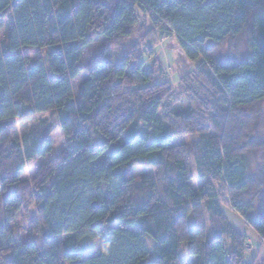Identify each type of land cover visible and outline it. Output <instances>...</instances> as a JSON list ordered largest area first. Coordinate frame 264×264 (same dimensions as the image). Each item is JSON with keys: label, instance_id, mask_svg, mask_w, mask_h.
I'll use <instances>...</instances> for the list:
<instances>
[{"label": "trees", "instance_id": "1", "mask_svg": "<svg viewBox=\"0 0 264 264\" xmlns=\"http://www.w3.org/2000/svg\"><path fill=\"white\" fill-rule=\"evenodd\" d=\"M138 12L174 35L187 60L199 61L184 82H157L128 50L115 58L105 46L84 63L97 37L113 46L131 39ZM7 16L12 27L0 40L2 264H187L182 245L194 264H258L221 199L264 241V165L251 173L249 163L264 147L253 134L264 102V0H0V29ZM225 46L232 50L224 57ZM23 49H47L49 73L46 59L30 62ZM48 112L66 146L22 179L27 162L53 145L50 129L20 138L16 125ZM138 118L144 125L135 129ZM184 136L197 139L173 143ZM137 168L155 176L137 181ZM29 207V232L39 244L17 243L11 227ZM103 230L90 255L81 243L90 246Z\"/></svg>", "mask_w": 264, "mask_h": 264}, {"label": "rangeland", "instance_id": "2", "mask_svg": "<svg viewBox=\"0 0 264 264\" xmlns=\"http://www.w3.org/2000/svg\"><path fill=\"white\" fill-rule=\"evenodd\" d=\"M111 3L113 0H103ZM138 23L134 30L133 36L129 40L122 41L120 46L109 45L101 39L97 37L95 43L92 48L86 53L84 58V63L87 64L93 55L100 52V49L103 47H109L111 51H113L114 57L118 58L125 50L136 53L135 62L142 63L143 66L147 70H152L155 74V79L157 82H167L176 86L181 82H184L186 79L191 76L192 72H194L199 65V61L190 62L185 58L183 53L181 52L177 39L174 35L167 34V32H161L157 27L151 25L150 19L138 12ZM12 27L11 17L7 16L3 20V24L0 29V40L1 42H5L7 40V34ZM232 48L229 46H225L222 52V56H228L231 53ZM23 54L31 61L36 60L37 58L46 59L49 52L46 50L38 49H23ZM247 51L242 47L241 55L245 57ZM46 69L49 73V65L48 60H45ZM85 78L84 75L77 78L74 82V88L80 84V82ZM174 95H178L180 91L178 89L175 90ZM184 94V93H183ZM186 94V93H185ZM182 112L185 110L184 108H179ZM259 118L253 129V134L256 135L257 139L261 140L264 143V102H262L259 107ZM143 122L141 120H135V129L143 127ZM17 130L19 133V137L22 138L31 128L38 129H50V139L52 141V151L44 158L35 159L34 161L27 162L22 179L30 180L33 175L37 171V168L44 162H47L54 158L65 146H66V137L62 133L55 115L52 112L43 113L39 115H34L31 119L25 121H19L17 123ZM197 137L184 136L181 138L174 139V144H186L190 145L194 142ZM108 157L104 156L99 160V164H104L107 162ZM250 163V172H255L260 166L264 165V147L256 150L251 157H249ZM136 180L141 181L143 176L148 175L150 177H154L155 173L152 170H146L137 168L135 170ZM194 178L192 181V186L194 189L199 188L200 182H198L196 178V174L194 172ZM107 198V193H106ZM224 206L223 212L227 219L234 224L235 229L242 231L248 238L251 246H249L248 254L254 257V261L258 264H264V241L257 234L251 231V229L246 225L244 221L239 219V216H236L233 211H231L228 206V198L224 195L221 199ZM256 213H253L255 215ZM35 210L33 207H29L27 211L21 212L16 217L15 221L11 224V227L14 230L15 240L17 243H22L28 240H34L40 243V238L37 235L29 232L30 222L34 220ZM105 235V230H103L102 235L98 237L90 246H88L87 241H83L81 245L83 248H89V254H95L102 245L103 238ZM68 236H64L61 239L65 240ZM153 241H149V249L150 252L153 251ZM181 258H185L187 260V264H194L195 259L186 255V246L182 245L179 253ZM0 264H2L0 262ZM70 264V263H66Z\"/></svg>", "mask_w": 264, "mask_h": 264}, {"label": "crops", "instance_id": "3", "mask_svg": "<svg viewBox=\"0 0 264 264\" xmlns=\"http://www.w3.org/2000/svg\"><path fill=\"white\" fill-rule=\"evenodd\" d=\"M236 215V214H235ZM236 216H238V215H236ZM239 219H241V218H239ZM242 220V219H241ZM243 221V220H242ZM232 225L234 226V224L232 223ZM234 227H236V226H234ZM238 232H240L241 234H244L242 231H240V230H238V229H236ZM256 235V234H255ZM258 236V235H257ZM249 240H252V239H250V238H248Z\"/></svg>", "mask_w": 264, "mask_h": 264}]
</instances>
